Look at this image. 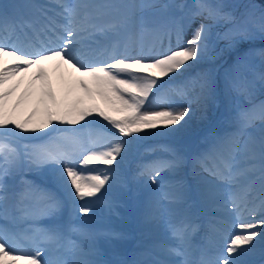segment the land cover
I'll return each mask as SVG.
<instances>
[{
    "label": "snow or ice",
    "instance_id": "6c2138e0",
    "mask_svg": "<svg viewBox=\"0 0 264 264\" xmlns=\"http://www.w3.org/2000/svg\"><path fill=\"white\" fill-rule=\"evenodd\" d=\"M55 7L60 11H55L53 6L47 4L0 5V208L5 215L12 199L6 177L14 172L17 161L16 148L7 142L9 132L18 130V134L35 133L50 127L53 132L64 131L66 134L57 139L69 143L71 147L65 148L59 142L43 146L28 154L30 166H53L59 182L68 189L73 200L101 202L117 182L120 169L132 155L141 134L163 135V129L175 132L184 128L194 115L190 104L210 98L216 87L212 74L206 72L174 90L177 96L187 100L189 106H173L175 101L167 94H162L166 83L164 78L171 80L173 74L179 75L182 70L186 72L196 63L214 58L209 44L210 24L201 23L185 46L179 43L182 29H177L176 47L154 54L151 51L145 54L133 47L131 51L135 54H130V45L140 46L135 39L136 34L128 31L130 26L136 22L140 12L155 5L123 3L119 0L69 4L56 0ZM162 7L168 8L170 5ZM192 7L195 9L191 12L192 16H202L213 21L232 20L230 14L222 12L220 5L197 0ZM20 9L29 11L25 14L19 12ZM105 18H108L107 21L100 23ZM261 30L264 31V24ZM122 31H128L126 39L113 40L102 49L97 47L98 37H119ZM247 34L246 27L236 25L224 35L230 37ZM50 64H54L53 71L66 67L72 70L70 76L74 83L63 99L58 98L53 88ZM261 78L264 79V76ZM26 79L28 86L17 97ZM227 86L238 91L248 87L247 82L231 77L227 80ZM76 92L79 94L70 99L72 93ZM37 94L39 107L23 116L22 108L30 105ZM97 98L105 102L107 109L94 103ZM158 98L167 106L153 110L151 103ZM146 104L149 107H145ZM38 115L42 118L36 121L34 118ZM94 117L102 118L115 129L114 133L103 134L102 145L97 144L92 133L84 140L81 139L82 129L60 128L61 125H80L87 120L88 124L83 126L86 128L94 122ZM257 119L264 122V103L239 111L236 117L237 131L214 138L210 148L199 154L195 162L201 172L211 177H201L206 186L203 195L211 198L222 191L226 197L224 205H231L236 211L241 210V205L247 206L252 191L250 177L258 172L261 218L255 222L238 223L236 227L241 230L240 233L229 234L217 255L212 258L202 257L198 261L187 258L185 244L199 225L181 220L170 226L177 241L176 246L161 248L170 255L185 259L154 260L152 264H247L242 257L253 251L256 245H264V130L259 138L247 132ZM157 129L161 131L157 133ZM166 153L165 158L141 165L140 174L147 175L152 184L163 186L164 178L161 174L166 170L176 172L185 163L178 149L168 148ZM93 164L104 167L86 174L84 169ZM194 174L200 176V172H195V169ZM182 195L181 192L171 198L179 199ZM165 198H169L167 193ZM39 199L42 203L39 214L55 216L62 209L61 201L50 193L40 191ZM15 210L21 216L37 214L25 206L23 197L17 200ZM90 211L87 203L79 206L81 214L87 215ZM251 213H255L254 208ZM69 230L82 231L76 226H70ZM35 232L38 234L36 239L57 247L63 246L65 237L60 226L47 230L35 229ZM69 244L72 251L78 248L72 241ZM249 245L252 248H248ZM0 264L93 262L44 259L43 249L20 248L16 238L4 229L0 230Z\"/></svg>",
    "mask_w": 264,
    "mask_h": 264
},
{
    "label": "rangeland",
    "instance_id": "374dc122",
    "mask_svg": "<svg viewBox=\"0 0 264 264\" xmlns=\"http://www.w3.org/2000/svg\"><path fill=\"white\" fill-rule=\"evenodd\" d=\"M168 1H170V4H169L170 6L177 5L176 7L181 8L183 5V4L180 5V3L174 4V0H168ZM204 1L205 0H202V2ZM206 1L208 4L222 6V9H221L222 12L230 14V16L232 17V20L231 21L208 20L214 23H221V24L226 23V26H224V28L219 31H215V30L211 31V34L214 36V40L213 42L209 44H210L211 54L214 56V58L205 59L199 63L194 64L193 67L189 68V69L199 68L195 71L196 73L194 77L196 78L199 74L206 73V72L211 73L213 77L220 74L221 78H223L222 81L224 82L225 80L226 85H227V80L229 77L237 81H242L245 78V75L249 76L250 74H252L257 79V82H256L257 84L260 82L262 83L263 79L261 77L264 76V50H259V49L248 50V48L244 47L243 45L244 42H237L236 40H234L235 37H240L239 35L225 37L224 34L228 33L229 30L233 29L236 25H239L241 27H246L248 30V34L243 37H258V38L264 37V31L261 30V25L264 24V0H206ZM162 2L163 0H158L157 4H162ZM190 2L193 6L194 4L197 3V0H190ZM183 3H185V0L183 1ZM157 9H158V5L156 7H153L152 11L147 13L148 17L146 18L152 19L153 17H155V15H152V14L150 15V13L156 11ZM194 10L195 9L191 7V11H194ZM200 17L202 20H205V21L207 20L202 16ZM193 19H194V16L191 17V21ZM198 21L200 22L201 20H198ZM199 22H196V24L194 22H191V24H189V29H188L189 39H191L193 32L200 25ZM229 50H232V51L230 52ZM216 53H219V55H216ZM69 71H71V69ZM183 72L184 71L182 70L181 73ZM174 76H177V74H173V77ZM186 82H188V80H186ZM235 90L236 89H231L228 86L226 87V91H228L230 94H235L236 93ZM58 98L62 99L63 97L59 96ZM69 98L73 99V97H69ZM220 100H221V97L216 98L215 96H211L210 98L203 100L205 104L203 101L191 103L190 107L193 109V112H194L193 118L188 122V124L184 128L180 129L179 131L172 132V131H169L168 129H163V132H164L163 135L141 134V139L137 141L135 145V150L133 151L132 155L127 160L129 162V171L133 170L132 165L134 164L133 162L134 159H131V158H135L137 154L139 153L147 152L145 149L148 148V143L152 140V138H171V139L175 138L176 140L185 143L184 145L189 146L188 145L189 142L191 146L194 145L195 141L197 140V137L201 136L204 133L205 128L212 126V124H210L213 121L212 116L213 115L215 116L214 111H216L217 107L220 105ZM231 100L232 102H236L235 97L231 98ZM259 100H261L260 97H259ZM165 105L166 104L164 103H160L159 105H151V108L153 110H161L165 107ZM238 105L239 104H237V107ZM102 106L105 109H107V105L105 104L104 101L102 103ZM176 106H189V104L187 100L183 98L181 99L180 103H178ZM25 112H26L25 110L22 111V115H24ZM228 114L229 116L225 117L226 118L225 123H228L229 125H231L234 122V119H236L237 115L233 112L232 113L228 112ZM36 121H39V120L36 119ZM234 127H235V130H237V126H234ZM46 130L47 129H44L42 132L26 133V134L28 136H34V135H39ZM155 131L158 133L161 131V129H157ZM49 167L52 168L51 170L52 172L55 171L53 166H49ZM103 167H104L103 165L93 164V165H90L88 168H85L84 171L87 174L89 171H92L98 168H103ZM123 172L124 170L121 168L117 182L119 181V179H121L124 176L121 174ZM124 174L126 173L124 172ZM258 177H256L253 180L256 181ZM255 181H251L252 184H256ZM200 182L201 184L205 186L202 180ZM147 186L148 188L150 187V185L148 184L145 185V187ZM258 186H259L258 189H260V185ZM119 188L120 187H118V184L115 183L114 187L109 191V193L113 191L114 189H119ZM117 191L118 190H114V192H117ZM212 198L215 199V206L217 207L218 210L220 208V205H222V201L226 199L220 193L213 196ZM255 217L256 216H254L253 218ZM257 240H259V237H257ZM249 246L250 248H252V245H249ZM258 248L259 246L256 245L255 249L252 252H248L247 254H245V256L247 257L250 256Z\"/></svg>",
    "mask_w": 264,
    "mask_h": 264
},
{
    "label": "bare ground",
    "instance_id": "6f19581e",
    "mask_svg": "<svg viewBox=\"0 0 264 264\" xmlns=\"http://www.w3.org/2000/svg\"><path fill=\"white\" fill-rule=\"evenodd\" d=\"M53 68H54V64H50V65H49V71H50L51 69H53ZM33 71H35V70L33 69ZM51 75H52V78H53V82H54V83L56 82V85H57V91L59 92V91L61 90V87H63V86H62V76L65 75V69H60V70H57V71H53V72H51ZM27 81H28V80L26 79V80H25V83H26ZM25 83H24V85L21 87V89H20V91H19L18 93H20L21 90L24 88ZM73 83H74V81H70V83H69V87H70ZM37 84H38V82H37ZM18 93H17V94H18ZM60 93H61V92H60ZM66 94H67V95L69 94V89L67 90ZM78 94H79V93H78ZM38 99H39V95L37 94V96L33 99V102H32L30 105H28L26 108H22V110H23V111H24V110H25V111H28L29 108H30L31 106L39 107V105H38V103H37ZM39 118H42V116H41V115H38V116H36L34 119H39ZM56 179L58 180L57 177H56Z\"/></svg>",
    "mask_w": 264,
    "mask_h": 264
}]
</instances>
